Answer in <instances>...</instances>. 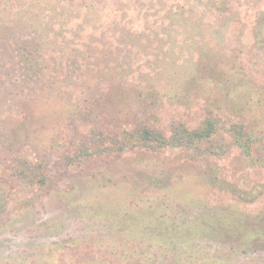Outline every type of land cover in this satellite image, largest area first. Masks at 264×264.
<instances>
[{"label":"rangeland","instance_id":"374dc122","mask_svg":"<svg viewBox=\"0 0 264 264\" xmlns=\"http://www.w3.org/2000/svg\"><path fill=\"white\" fill-rule=\"evenodd\" d=\"M44 256L264 264V0L0 1V264Z\"/></svg>","mask_w":264,"mask_h":264},{"label":"trees","instance_id":"16d2710c","mask_svg":"<svg viewBox=\"0 0 264 264\" xmlns=\"http://www.w3.org/2000/svg\"><path fill=\"white\" fill-rule=\"evenodd\" d=\"M35 3L38 4L37 6H39L40 8L42 6H47V4H48L45 2H39V1H36ZM100 18H101V16L98 17L96 15V19H95L94 23L96 24L95 27H99L102 30L104 23L101 22ZM214 130H215V124L211 121H207L204 124V126L199 130L191 131V130H188L187 128H184V127L175 128V131L172 133L171 137L166 138L161 132H157V131L153 132V131L148 130L147 128H144L137 133L128 134L127 136H129V137H127L126 142L127 143H137V144L141 143V144H144L146 146L156 145L159 148H165V147H171V146H174V147L178 146L179 147V146H184L187 143L194 142L195 140H198V141L207 140L212 135ZM247 149L249 151L252 150V146H249ZM212 225H214V224H212ZM168 253L173 255L172 251H167V254ZM190 253H191L190 254L191 257L192 256L196 257L197 252H195V253L190 252ZM46 257H48V256H44V259L42 258V264H49L50 263ZM220 261L222 262L221 259H220ZM61 264H65V263L61 262Z\"/></svg>","mask_w":264,"mask_h":264}]
</instances>
